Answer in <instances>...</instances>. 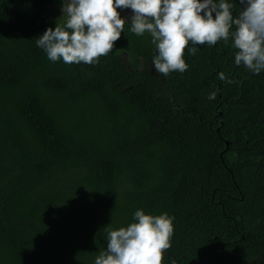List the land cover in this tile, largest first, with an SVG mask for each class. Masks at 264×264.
Wrapping results in <instances>:
<instances>
[{"label": "trees", "instance_id": "trees-1", "mask_svg": "<svg viewBox=\"0 0 264 264\" xmlns=\"http://www.w3.org/2000/svg\"><path fill=\"white\" fill-rule=\"evenodd\" d=\"M58 4L0 0V264H94L137 210L174 217L162 264H264V71L229 40L164 76L128 25L98 64L54 63Z\"/></svg>", "mask_w": 264, "mask_h": 264}, {"label": "clouds", "instance_id": "clouds-1", "mask_svg": "<svg viewBox=\"0 0 264 264\" xmlns=\"http://www.w3.org/2000/svg\"><path fill=\"white\" fill-rule=\"evenodd\" d=\"M62 16L55 29L48 28L35 39L51 62L96 65L114 50L125 26L137 37L146 33L158 54L153 57L157 73L183 74L189 65L185 50L195 56L198 45L215 46L232 41L234 63L259 75L264 71V0H239L240 11L233 14L229 0H62ZM121 10H131L121 18ZM58 20V21H59ZM191 44V47L189 45ZM219 80L228 84L225 73ZM211 92L207 99L215 100ZM132 223L119 229L111 225L106 233V248L96 255L94 264H162L172 247L174 217L134 213ZM171 264H176L175 260Z\"/></svg>", "mask_w": 264, "mask_h": 264}, {"label": "rangeland", "instance_id": "rangeland-1", "mask_svg": "<svg viewBox=\"0 0 264 264\" xmlns=\"http://www.w3.org/2000/svg\"><path fill=\"white\" fill-rule=\"evenodd\" d=\"M61 8L62 7L58 4L57 8H55L53 10V13H52L51 17L60 15L62 13L61 12ZM118 11H120V13H121V18L130 17L132 15V12H131L130 9L129 10H121V9H118ZM99 228H101V227L99 226Z\"/></svg>", "mask_w": 264, "mask_h": 264}]
</instances>
